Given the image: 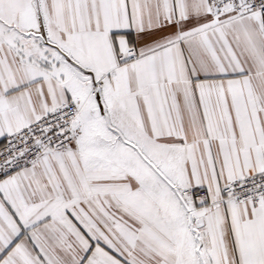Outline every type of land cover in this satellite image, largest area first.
I'll return each instance as SVG.
<instances>
[{"label":"snow or ice","instance_id":"snow-or-ice-1","mask_svg":"<svg viewBox=\"0 0 264 264\" xmlns=\"http://www.w3.org/2000/svg\"><path fill=\"white\" fill-rule=\"evenodd\" d=\"M0 264H264V0H0Z\"/></svg>","mask_w":264,"mask_h":264}]
</instances>
